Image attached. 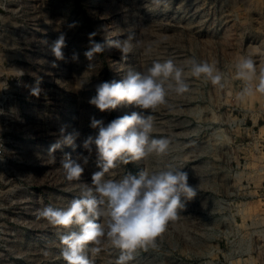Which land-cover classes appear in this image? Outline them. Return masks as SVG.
Instances as JSON below:
<instances>
[{"label":"rangeland","instance_id":"rangeland-1","mask_svg":"<svg viewBox=\"0 0 264 264\" xmlns=\"http://www.w3.org/2000/svg\"><path fill=\"white\" fill-rule=\"evenodd\" d=\"M61 33L64 59L56 60L51 46ZM92 33L104 51L89 61ZM129 36L132 50L122 59L112 43ZM243 55L264 64V0H169L167 7L151 0H0V264H66L59 235L68 230L39 210L69 206L99 169L94 145L79 181L66 179L61 160L89 155L82 143L98 134L92 118L107 125L140 111L124 105L101 112L89 102L97 85L169 58L186 68L190 57L213 65L224 86L187 73L189 91L169 90L152 113L151 136L169 139L167 153L118 162L105 176L177 168L197 190L156 246L137 249L129 264H264V95L241 98L236 65ZM61 128L79 138L49 156ZM119 254L107 242L89 253L94 264H115Z\"/></svg>","mask_w":264,"mask_h":264},{"label":"clouds","instance_id":"clouds-1","mask_svg":"<svg viewBox=\"0 0 264 264\" xmlns=\"http://www.w3.org/2000/svg\"><path fill=\"white\" fill-rule=\"evenodd\" d=\"M169 0H151L154 6H168ZM96 33L89 35V48L84 53L89 61L104 51V44L97 42ZM66 36L61 33L52 43L51 51L56 60L64 59L63 49ZM132 37L112 43L121 57L126 58L132 50ZM143 44L137 41V46ZM146 47L144 54L151 53ZM74 54L73 59H77ZM186 68L178 67L173 59L154 61L144 72L129 71L125 77L111 82L105 81L96 87V95L90 99L101 112L114 111L127 105L140 111H133L109 122L91 119L90 127L98 130L96 136L87 137L83 149L89 153L73 159L65 153L61 166L68 181H79L88 165L93 145L96 149V167L91 174L90 184H81L80 195L72 199L66 208L52 205L39 210V216L51 225L67 229L59 235L63 246L61 256L66 264H94L91 257L101 251L107 242L120 254L115 264H129L139 248L155 247L156 241L165 232L169 222L177 219L178 209L184 208V201H190L197 190L189 185L188 174L181 169L169 168L149 173L127 174L119 180L105 179L106 174L117 166L141 161L155 154H166L168 138H153L155 110L166 103L169 90L178 95L189 91L185 76L204 78L213 86L223 87V74L213 65L201 62L195 57L185 61ZM57 65L54 63L53 67ZM90 64L89 68H94ZM236 77L242 82L241 98L254 94L264 95V64L257 65L251 55L241 56L236 65ZM39 83L32 94L39 95ZM79 133H66L61 128L60 137L50 146L49 156L62 146H74ZM75 229V230H73ZM91 254V257L89 255Z\"/></svg>","mask_w":264,"mask_h":264}]
</instances>
